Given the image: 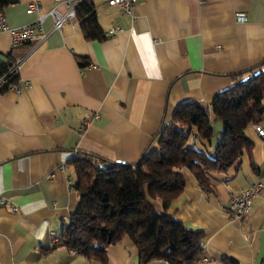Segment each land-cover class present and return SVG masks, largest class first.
<instances>
[{
    "label": "crops",
    "instance_id": "crops-1",
    "mask_svg": "<svg viewBox=\"0 0 264 264\" xmlns=\"http://www.w3.org/2000/svg\"><path fill=\"white\" fill-rule=\"evenodd\" d=\"M31 1L3 11L11 25L33 23L38 40L13 44L11 31L0 29V61L11 52L20 60V88H0V193L8 198L0 203V264H102L63 242V225L80 197L73 158L86 151L138 160L158 145L161 126L186 101L208 107L213 142L199 138L196 128L191 141L213 149L223 129L212 111L214 96L234 83V73L264 59V0H136L133 14L94 0L105 32L116 28L104 39L87 38L76 16L61 28L51 15L38 24L48 8L69 5L37 0L39 8L29 12ZM89 62L96 65L82 69ZM246 132L251 152L214 171L210 189L183 167L186 184L169 211L205 230L202 256L209 259L178 264H226L227 255L264 264V191L248 215L228 211L231 193L264 180V136L256 123ZM107 251L109 264H140L128 236Z\"/></svg>",
    "mask_w": 264,
    "mask_h": 264
},
{
    "label": "trees",
    "instance_id": "trees-1",
    "mask_svg": "<svg viewBox=\"0 0 264 264\" xmlns=\"http://www.w3.org/2000/svg\"><path fill=\"white\" fill-rule=\"evenodd\" d=\"M17 0H0L3 9ZM75 16L85 36L104 39L94 0H78ZM33 40L23 43H32ZM17 57L10 53L0 61L1 89L17 83V69H11ZM235 81L219 91L211 104L222 121V132L213 149L191 141L197 136L214 139L211 113L201 102L179 103L172 119L158 131V145L131 162L109 159L81 151L73 160L74 182L80 197L70 218L63 225V242L89 258L109 264L110 243L130 237L138 249L140 264L154 258L175 263L194 262L204 254L205 230L194 228L169 211V205L186 184L183 167H188L202 187H212L211 175L239 161L245 149L251 152L253 141L246 132L250 123H258L264 114V59L234 73ZM255 170L258 166L252 160ZM156 201H160L159 208ZM226 264H242L232 255Z\"/></svg>",
    "mask_w": 264,
    "mask_h": 264
},
{
    "label": "built area",
    "instance_id": "built-area-1",
    "mask_svg": "<svg viewBox=\"0 0 264 264\" xmlns=\"http://www.w3.org/2000/svg\"><path fill=\"white\" fill-rule=\"evenodd\" d=\"M204 2L205 0H199ZM58 2H66L69 7L65 11H61L57 5H54L46 10L45 13L40 14L37 23H41L42 20L47 16L51 15L54 18V27L61 28L66 19L75 16V5L78 0H58ZM109 4L118 7L121 11L133 14L136 5V0H108ZM39 8V2L37 0H32L29 2L27 11L31 12ZM239 19H245L246 16L241 12L237 13ZM0 29H7L12 33L13 44H19L29 40H38L40 38L39 34L36 32L35 25L33 23H26L20 26L11 25L3 11L0 8ZM116 31L115 27L110 28L106 31V34H112ZM20 60H17L11 69H18ZM95 63L89 62L86 66L82 67L84 69L87 66H95ZM4 77L0 78V82ZM10 86L19 89L18 83H12ZM257 132L264 136V124L256 123ZM264 191V180L255 179L248 186L236 193H231L229 201V212L235 216H246L252 210V203L254 197ZM8 198L0 193V203L7 201ZM202 260H208V256H200Z\"/></svg>",
    "mask_w": 264,
    "mask_h": 264
},
{
    "label": "rangeland",
    "instance_id": "rangeland-1",
    "mask_svg": "<svg viewBox=\"0 0 264 264\" xmlns=\"http://www.w3.org/2000/svg\"><path fill=\"white\" fill-rule=\"evenodd\" d=\"M157 205H158V207H159V208H162V206H161V205H159V204H157ZM100 264H101V263H100ZM102 264H103V263H102Z\"/></svg>",
    "mask_w": 264,
    "mask_h": 264
}]
</instances>
